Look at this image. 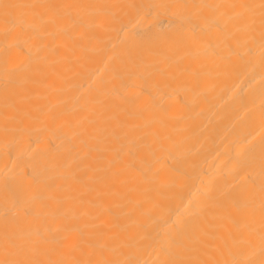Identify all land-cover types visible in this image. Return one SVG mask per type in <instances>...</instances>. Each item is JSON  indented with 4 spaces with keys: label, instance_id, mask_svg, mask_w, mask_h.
<instances>
[{
    "label": "bare ground",
    "instance_id": "6f19581e",
    "mask_svg": "<svg viewBox=\"0 0 264 264\" xmlns=\"http://www.w3.org/2000/svg\"><path fill=\"white\" fill-rule=\"evenodd\" d=\"M0 264H264V0H0Z\"/></svg>",
    "mask_w": 264,
    "mask_h": 264
}]
</instances>
